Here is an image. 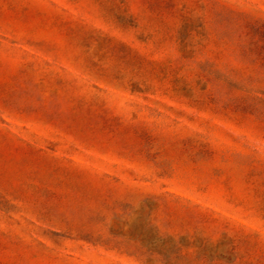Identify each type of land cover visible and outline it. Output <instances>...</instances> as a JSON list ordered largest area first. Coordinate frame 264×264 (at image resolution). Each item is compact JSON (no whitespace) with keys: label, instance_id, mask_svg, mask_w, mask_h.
Returning <instances> with one entry per match:
<instances>
[{"label":"rangeland","instance_id":"374dc122","mask_svg":"<svg viewBox=\"0 0 264 264\" xmlns=\"http://www.w3.org/2000/svg\"><path fill=\"white\" fill-rule=\"evenodd\" d=\"M241 12L264 0H0V264H264Z\"/></svg>","mask_w":264,"mask_h":264},{"label":"trees","instance_id":"16d2710c","mask_svg":"<svg viewBox=\"0 0 264 264\" xmlns=\"http://www.w3.org/2000/svg\"><path fill=\"white\" fill-rule=\"evenodd\" d=\"M240 17L238 23L242 28V42L246 49L253 57L254 63L257 65L258 70L264 71V16H257L251 13L241 12L238 14ZM243 88L252 92L264 93V77H250L247 79L239 80ZM250 89V90H249ZM264 103V97L254 93Z\"/></svg>","mask_w":264,"mask_h":264}]
</instances>
